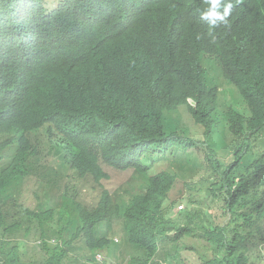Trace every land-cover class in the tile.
Segmentation results:
<instances>
[{
    "label": "clouds",
    "instance_id": "1",
    "mask_svg": "<svg viewBox=\"0 0 264 264\" xmlns=\"http://www.w3.org/2000/svg\"><path fill=\"white\" fill-rule=\"evenodd\" d=\"M58 1L48 7L45 0H0V165L16 160L53 175L26 178L25 202L57 207L51 221L58 212L68 220L64 234L75 237L60 263L128 264L143 256L142 198L161 171L179 173L153 201L167 217L184 215L175 226L196 212L218 223L210 210H220L219 203L226 222L230 207L251 217L258 182L247 175L264 160V103L257 98H264V70L245 42L257 23L264 25V0H102L95 11L104 49L78 70L69 64L74 17L53 24L42 17ZM220 117L227 152L211 141ZM163 132L176 133L180 143L148 146L135 167L113 164L115 155L149 136L161 142ZM161 144L160 159L141 162ZM111 172L128 177L108 187ZM190 180L201 198L193 209L185 203ZM85 190L92 199L82 198ZM90 213L99 217L89 229L106 238L96 249L81 239L82 216ZM168 228L161 239L181 233ZM62 244L56 237L33 239L20 262L35 251L52 257Z\"/></svg>",
    "mask_w": 264,
    "mask_h": 264
},
{
    "label": "trees",
    "instance_id": "2",
    "mask_svg": "<svg viewBox=\"0 0 264 264\" xmlns=\"http://www.w3.org/2000/svg\"><path fill=\"white\" fill-rule=\"evenodd\" d=\"M102 0H59L56 8L46 9L45 21L54 23V19L62 16L74 17L76 39L70 51L69 64L74 70H78L82 64L92 61L99 55L105 46V29L99 24L96 17V5ZM43 4V0H41ZM50 24V25H52ZM62 25V22H59ZM247 49L251 50L259 59L264 70V25L257 23L252 35L245 42ZM152 76L156 75L157 69L153 68ZM259 84H264V75L260 77ZM77 82V81H76ZM264 103V98L257 96ZM70 105L75 107L73 101ZM142 126L147 131L151 130V120L147 117L141 119ZM145 144L132 145L113 158V164L119 168L135 167L139 158L148 146H157L160 143H168L177 139L176 133L166 134L163 132L160 139H153ZM153 151L158 153L159 148ZM255 147L254 145L252 146ZM250 147L247 146L246 149ZM158 155L156 159H160ZM1 159V156H0ZM208 163L215 162L220 165L219 160L209 159ZM167 171L151 179L146 194L142 198L145 210L140 214V220L145 227L143 249L145 254L129 260L128 264H255L253 258H261L260 244L264 242V160L256 161V165L247 175L248 181L258 182L255 193L250 198L255 204L254 213L251 217L244 212H238L235 207L228 209V221L215 223L213 217L206 218L201 213H188L184 226H175L183 214L174 213V217H167L164 209L153 205L154 199L164 196L169 189L172 180L178 175ZM50 180V173L30 171L22 166V163L14 161L4 168L0 165V264H18L20 259L29 251L30 241L36 238L46 239L56 237L61 239L62 245L54 247V256L33 252L21 264H61L59 258L67 255V248L72 244L75 236L64 234L68 226V220L58 212L56 221H51L57 207L33 208L25 202L28 197L26 178L38 181ZM191 189L187 190L188 209H193L191 203H195L200 196L192 190L193 182L187 181ZM221 211L225 210L224 204L218 205ZM227 213V212H225ZM95 214L82 216V236L90 249L101 246L106 239L98 237L89 229V226L98 218ZM192 223V224H191ZM181 230L173 238H164L163 232L168 227ZM193 225V226H192ZM262 225V226H261ZM180 235V237H179ZM69 237V238H68ZM66 238H68L66 240ZM202 241L201 245L197 239ZM157 240H160L156 243ZM197 240V241H196ZM188 250L189 254H183ZM256 251V256L251 257L250 252ZM250 251V252H249Z\"/></svg>",
    "mask_w": 264,
    "mask_h": 264
},
{
    "label": "rangeland",
    "instance_id": "3",
    "mask_svg": "<svg viewBox=\"0 0 264 264\" xmlns=\"http://www.w3.org/2000/svg\"><path fill=\"white\" fill-rule=\"evenodd\" d=\"M23 1V0H21ZM56 0H45V5L48 7H52L53 5H55ZM212 144L220 149L222 152H227L228 148H229V144H228V135L226 132V127H225V122L222 119V117H220L219 119V123L217 125V131L215 132V134L212 136L211 138ZM173 149H170L168 151V154L172 153ZM159 155V153L156 152H148L145 154V157L142 158L141 162L142 163H148L150 161L151 158H156ZM188 157H193L195 155H192V153L188 152L186 154ZM128 177V173H112L111 172V177L109 182L107 183L108 187H115L117 185H119L124 179H126ZM171 197H175L177 195V191L173 190V192L170 193ZM81 196L82 198L86 199V200H90L93 197V193L90 192L89 190H85L83 192H81ZM210 212H212L214 214V219L216 222H224L225 220H227V215L225 213H220V210L218 211H212L210 210ZM260 255L262 256L260 259L259 258H253L254 263L255 264H264V243L260 244ZM185 255L189 254V251H184ZM250 256L251 257H255L256 256V251L252 250L250 252Z\"/></svg>",
    "mask_w": 264,
    "mask_h": 264
}]
</instances>
